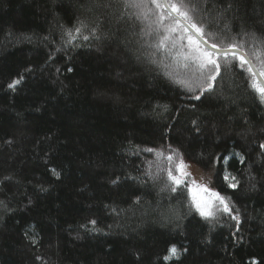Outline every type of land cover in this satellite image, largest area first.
Returning <instances> with one entry per match:
<instances>
[{"label":"trees","instance_id":"trees-1","mask_svg":"<svg viewBox=\"0 0 264 264\" xmlns=\"http://www.w3.org/2000/svg\"><path fill=\"white\" fill-rule=\"evenodd\" d=\"M187 2L218 49L264 38V0ZM130 13L120 0H0V264H264V101L231 55L193 99L167 75L191 73L164 68L171 56ZM78 21L89 40L66 43ZM174 150L230 198L238 231L228 213L199 215L191 178L171 190L156 153ZM173 244L187 252L165 260Z\"/></svg>","mask_w":264,"mask_h":264},{"label":"snow or ice","instance_id":"snow-or-ice-1","mask_svg":"<svg viewBox=\"0 0 264 264\" xmlns=\"http://www.w3.org/2000/svg\"><path fill=\"white\" fill-rule=\"evenodd\" d=\"M120 2L126 11L131 10V16L141 22L143 25L142 32L145 36L152 37L153 34L156 35L157 40L152 44V47L158 52L171 56L172 64H162V66L164 68L174 67L175 69H182L185 73H191V77L187 78L181 76L178 71L168 72L167 75L170 80L184 87L189 92H195L199 89V95H194L193 99L200 100L205 92L214 90L216 78L221 73L220 57L224 56L227 58L231 55L233 60H238L239 67L247 71L251 78L252 89L264 101V58H262L264 57V38L257 40L255 33H243L240 40L233 36L227 48L220 47L217 51L216 37L207 30L209 24L205 23L203 17L197 19V6L187 2V0H120ZM86 27L87 25L84 21H78L76 27L67 29L65 32L68 38L66 43H72V41L80 38L84 41L89 40V35L83 34V29ZM227 27L225 25L226 29ZM92 32L94 34L95 29H92ZM249 35L260 45L253 53L258 64L254 63L253 59L245 51L247 41L243 37H248ZM223 39H227V37ZM210 40L212 41L211 43H209ZM151 55L155 56V53ZM151 62L157 63L155 59H152ZM19 83V79L14 80L8 87L15 89ZM165 110H167L166 106ZM259 147L264 149V143H261ZM146 151L152 152L155 150L146 149ZM156 155L164 157L168 161L169 166L165 171L173 185L171 190L175 192L178 186L186 185V178L190 177L191 173L187 171L188 165L184 162L180 153L174 150L172 154L166 157L164 152H157ZM243 159L241 157L242 162ZM52 171L59 177V173L55 172V169ZM224 179L233 181L229 184V187L237 188L239 181L236 180V177L226 174ZM118 182L119 177L112 181L113 184ZM191 184L194 193L205 194V196H200L199 198L196 194L193 195L195 209L202 218L207 221L216 220L217 212L220 211L232 215L233 207L230 198H226L216 191H212L209 195V189L202 184H197L195 180H192ZM136 203H139V198H137ZM232 219L237 221L238 231L239 214L232 215ZM96 223L95 220L89 221V224L93 225V231L97 230L95 229ZM84 227H87V225H84ZM186 252V248L181 250L173 244L169 249L170 255L165 256L164 259L171 260L175 258L179 260ZM252 264H260V262L253 259Z\"/></svg>","mask_w":264,"mask_h":264},{"label":"rangeland","instance_id":"rangeland-1","mask_svg":"<svg viewBox=\"0 0 264 264\" xmlns=\"http://www.w3.org/2000/svg\"><path fill=\"white\" fill-rule=\"evenodd\" d=\"M168 153H171V151L166 152V155H168ZM187 171L191 173V176L188 178H191L192 180H195L197 184H202L204 186H206L209 189V195L212 191V188L209 186L208 183V178L204 177L194 166H189L187 168ZM193 189V186H192ZM192 194H196L197 197L199 198L200 196H205L204 193H194V190H192Z\"/></svg>","mask_w":264,"mask_h":264},{"label":"water","instance_id":"water-1","mask_svg":"<svg viewBox=\"0 0 264 264\" xmlns=\"http://www.w3.org/2000/svg\"><path fill=\"white\" fill-rule=\"evenodd\" d=\"M219 49L217 48V51H218ZM222 57V56H221Z\"/></svg>","mask_w":264,"mask_h":264}]
</instances>
